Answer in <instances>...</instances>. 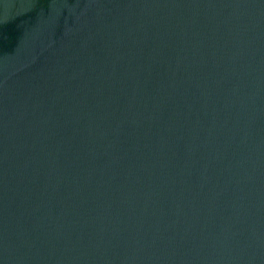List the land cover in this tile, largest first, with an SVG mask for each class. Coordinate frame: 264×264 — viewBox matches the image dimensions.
<instances>
[{
  "label": "water",
  "instance_id": "water-1",
  "mask_svg": "<svg viewBox=\"0 0 264 264\" xmlns=\"http://www.w3.org/2000/svg\"><path fill=\"white\" fill-rule=\"evenodd\" d=\"M0 264H264V0H0Z\"/></svg>",
  "mask_w": 264,
  "mask_h": 264
}]
</instances>
